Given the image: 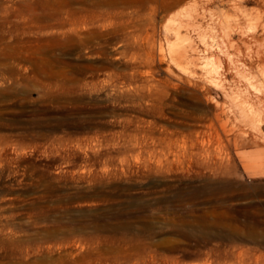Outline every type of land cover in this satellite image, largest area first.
<instances>
[{
	"label": "rangeland",
	"instance_id": "374dc122",
	"mask_svg": "<svg viewBox=\"0 0 264 264\" xmlns=\"http://www.w3.org/2000/svg\"><path fill=\"white\" fill-rule=\"evenodd\" d=\"M203 7L202 74L261 82V0H0V264H264V128L172 54Z\"/></svg>",
	"mask_w": 264,
	"mask_h": 264
},
{
	"label": "bare ground",
	"instance_id": "6f19581e",
	"mask_svg": "<svg viewBox=\"0 0 264 264\" xmlns=\"http://www.w3.org/2000/svg\"><path fill=\"white\" fill-rule=\"evenodd\" d=\"M261 1L264 2V0ZM206 11L207 10L204 7L202 11H199V9H195L194 11L188 9L184 12L179 13L176 22L169 25V29L172 31L173 35L178 39V43L172 47V54L174 58L180 64H188L195 66V75L199 76L201 79H203L204 77L205 79L208 78L202 74V67L205 64L206 60H209L210 57L214 56V53L213 50L210 48H202L201 44L197 41L198 38L204 39L207 33L204 32L203 34L200 26L194 27L192 19L194 18L197 20H202ZM223 29H225L224 36L227 43V45H223V51H225V53L229 54V51L237 48L239 46V43H242L249 47L250 41L247 40L245 32H243L241 29H239L238 27L236 28L235 26L229 23H227ZM235 35L240 36V41H236L234 39L233 36ZM248 60L249 63L245 62L243 64V67H246L248 65L249 69H253L256 60L259 62L258 68L260 78L262 79L261 82L252 83L248 85V87H244V89L239 87L240 84L236 83L234 85V88L232 89V92H228L226 83L224 82L223 78H208L206 80L211 86L215 88L213 100L217 104H223L225 106L228 105V101L232 100V97H234L235 94L244 97V101L250 103V106L247 109H243V111L241 112L242 116L245 120H247V122H249L254 128L258 129L259 131L260 129L264 128V52L258 53L257 59L250 56L248 57ZM239 61L240 60L235 61L233 60V58L230 57L229 72L236 73L237 70L240 71L239 66L241 65ZM220 91L224 93V97L221 95ZM203 97L205 98L204 95ZM225 111L227 110H223L222 112L220 111L221 113L219 112L218 114L219 118H222L221 120H224L223 117L226 115ZM214 115L216 116L215 113ZM216 119L218 120L217 116ZM234 143H237V140ZM250 238L255 239V235L253 234Z\"/></svg>",
	"mask_w": 264,
	"mask_h": 264
}]
</instances>
